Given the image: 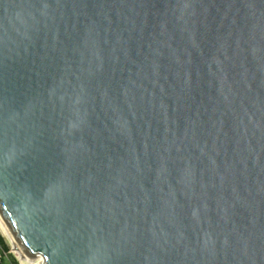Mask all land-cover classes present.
<instances>
[{"label":"water","instance_id":"obj_1","mask_svg":"<svg viewBox=\"0 0 264 264\" xmlns=\"http://www.w3.org/2000/svg\"><path fill=\"white\" fill-rule=\"evenodd\" d=\"M0 219L32 264H264V0H0Z\"/></svg>","mask_w":264,"mask_h":264},{"label":"bare ground","instance_id":"obj_2","mask_svg":"<svg viewBox=\"0 0 264 264\" xmlns=\"http://www.w3.org/2000/svg\"><path fill=\"white\" fill-rule=\"evenodd\" d=\"M0 232L6 238V240H8V242L10 243L11 249L13 251L12 253L16 255V257L20 261V264H32L29 261V259L26 258L22 254V252L18 249V247L15 244L14 239L12 238V236L10 235V233L8 232L7 228L5 227V225H4V223L2 222L1 219H0Z\"/></svg>","mask_w":264,"mask_h":264},{"label":"built area","instance_id":"obj_3","mask_svg":"<svg viewBox=\"0 0 264 264\" xmlns=\"http://www.w3.org/2000/svg\"><path fill=\"white\" fill-rule=\"evenodd\" d=\"M0 264H20L12 250L9 248L5 249L2 243H0Z\"/></svg>","mask_w":264,"mask_h":264},{"label":"rangeland","instance_id":"obj_4","mask_svg":"<svg viewBox=\"0 0 264 264\" xmlns=\"http://www.w3.org/2000/svg\"><path fill=\"white\" fill-rule=\"evenodd\" d=\"M0 236L3 238L4 242L6 243V245L8 246L9 249H11L10 243L8 242V240H6V238L2 235V233L0 232ZM12 250V249H11ZM13 252V251H12ZM15 255V254H14ZM16 256V255H15Z\"/></svg>","mask_w":264,"mask_h":264},{"label":"trees","instance_id":"obj_5","mask_svg":"<svg viewBox=\"0 0 264 264\" xmlns=\"http://www.w3.org/2000/svg\"><path fill=\"white\" fill-rule=\"evenodd\" d=\"M0 243H2V245L4 246L5 249H8V246L6 245V243L4 242V240L1 236H0Z\"/></svg>","mask_w":264,"mask_h":264}]
</instances>
